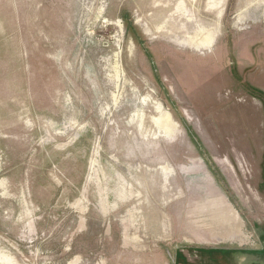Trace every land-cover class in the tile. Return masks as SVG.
<instances>
[{
  "label": "rangeland",
  "instance_id": "rangeland-1",
  "mask_svg": "<svg viewBox=\"0 0 264 264\" xmlns=\"http://www.w3.org/2000/svg\"><path fill=\"white\" fill-rule=\"evenodd\" d=\"M0 264H264V0H0Z\"/></svg>",
  "mask_w": 264,
  "mask_h": 264
},
{
  "label": "crops",
  "instance_id": "crops-1",
  "mask_svg": "<svg viewBox=\"0 0 264 264\" xmlns=\"http://www.w3.org/2000/svg\"><path fill=\"white\" fill-rule=\"evenodd\" d=\"M209 184H212V183H209ZM206 190V189H205ZM218 191L220 195H222V193L220 192V190L218 189H211V188H208L207 191H206V194L210 197V198H207L208 200H206L205 202H202V203H199V204H203L204 208L203 210L206 208V206H215V205H222L224 207V202L221 200L219 194L216 192ZM188 192H189V195L190 196H193L194 198L198 197L200 194H199V185L195 184V185H192L191 187H189L188 189ZM205 193V191H203ZM223 196V195H222ZM198 203V202H197ZM205 204V205H204ZM200 206V205H199ZM224 208H222V211H223ZM202 213H205V217H208V215L210 214V211L206 210V211H201ZM208 212V213H206ZM200 213V212H199ZM201 214H199V217H200ZM203 218V219H204Z\"/></svg>",
  "mask_w": 264,
  "mask_h": 264
},
{
  "label": "bare ground",
  "instance_id": "bare-ground-1",
  "mask_svg": "<svg viewBox=\"0 0 264 264\" xmlns=\"http://www.w3.org/2000/svg\"><path fill=\"white\" fill-rule=\"evenodd\" d=\"M166 9H167V7L166 8H159V7H157L156 8V10L155 11H157V12H160L161 13V11L163 10V14L165 13V11H166ZM161 10V11H160ZM153 18V17H152ZM154 19H158V17H157V15L155 14V17H154ZM189 20V19H188ZM170 22H171V20H170ZM195 32V31H194ZM150 34V33H149ZM191 36V35H190ZM184 39V38H183ZM191 39V38H190ZM186 41V40H185ZM197 42H203V43H208L209 42V37L208 36H202V37H200V38H197V40H196ZM189 43V42H188ZM200 44V43H199ZM165 117V116H164ZM164 120V122L163 121H161V119H160V124L162 125V124H164L165 122H168L170 119H168V117H166L165 119H163ZM134 121V120H133ZM170 122V121H169ZM166 124V123H165ZM124 125V124H123ZM175 125V124H174ZM166 126V125H165ZM172 126L173 125H171V127L168 129V130H172L171 128H172ZM130 127H131V125H130ZM140 132V131H139ZM134 158V157H133ZM136 158V157H135ZM140 160H141V158H139ZM126 160V159H125ZM141 161H143V160H141ZM162 170L164 171L165 170V167H162ZM126 189V188H125ZM200 213H202V212H200ZM206 213H208V212H206ZM205 213H203V214H201L200 215V219H202V218H204L205 217ZM202 221V220H201ZM228 223V222H227ZM201 224H204V223H201ZM206 224V223H205ZM231 226V225H230ZM162 228V227H161ZM234 228H236V224L234 225ZM196 231V230H195ZM201 232V231H200Z\"/></svg>",
  "mask_w": 264,
  "mask_h": 264
}]
</instances>
